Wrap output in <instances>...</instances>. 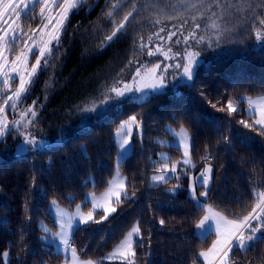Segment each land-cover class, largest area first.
I'll return each instance as SVG.
<instances>
[{"label":"trees","instance_id":"16d2710c","mask_svg":"<svg viewBox=\"0 0 264 264\" xmlns=\"http://www.w3.org/2000/svg\"><path fill=\"white\" fill-rule=\"evenodd\" d=\"M112 2L83 0L79 4L60 37L58 52L54 47L47 57L48 65L27 94L29 106L37 101L36 127L23 124L22 131L37 138H61V143L10 157L22 137L13 130L0 142V264H61L65 260L64 254L42 246L40 222L57 230L49 212L51 200L72 208L82 201L86 191L101 193L107 188L116 169L114 134L119 124L134 114L142 121V136L140 131L133 134L134 148L120 163L119 172L126 179L128 196L132 197L133 192L135 196L120 205L114 203L117 212L107 221L82 225L74 232L75 247L84 250L81 259L120 264L103 258L140 221L143 247L135 248L136 264H193L194 259L203 264L198 254L207 250L214 239L213 234L206 239L195 235L196 224L205 211L193 208L181 180L175 195L169 191L177 183L175 178L167 184L150 186L156 174L154 162L160 161L162 150L169 151L171 162L181 157L180 150L155 141L172 138L166 126L187 129L195 171L207 164L203 159L206 150L211 155L213 173L209 197L203 199L204 209L209 206L228 219L242 217L255 203L253 185H257L256 191L264 190V136L239 123L248 116L256 118L241 98L264 95V47L254 48V26L261 27L257 17L264 15V0H219L224 6L229 2L236 5L228 12L216 7L215 0H204L203 8L200 0H135L138 7L134 18L101 49L102 42L130 10L129 0H125L124 6L109 17ZM249 2L257 5L254 10L248 7ZM29 14L36 15L33 10ZM193 16L202 25L207 19L217 22L219 18L226 25L224 29H232L220 32L224 41H235L228 42L231 56L212 58L207 65H200L195 86H180L179 95L167 91L142 107L125 104L120 114L89 119L87 127L81 125L83 115L93 114L82 113L79 108L98 103L129 60L150 62V66L160 61L162 54L149 57V49L155 52L160 47L166 52L172 48L174 52L175 41L183 36L177 32L169 40L168 32L177 31L173 26L187 21L181 30L187 35L194 26ZM38 24L35 18L29 26ZM161 28L165 31L160 32ZM203 31L204 27L197 30V35ZM142 44L146 45L143 49ZM230 99L239 109L231 117L226 107L218 112L211 106L217 101V107L224 106ZM7 114L11 121L12 110ZM62 130L66 132L63 138ZM224 135L231 143L222 139ZM83 208L88 209L89 204ZM160 219L166 222L163 227ZM5 251L9 253L7 262ZM232 255L235 264H264V241L256 242L246 252L234 249Z\"/></svg>","mask_w":264,"mask_h":264},{"label":"snow or ice","instance_id":"6c2138e0","mask_svg":"<svg viewBox=\"0 0 264 264\" xmlns=\"http://www.w3.org/2000/svg\"><path fill=\"white\" fill-rule=\"evenodd\" d=\"M35 4L41 5V18L42 20H46V23L40 28V32L43 34L45 29H48L51 25V30L47 33L49 39L40 41V44L43 46L37 43L35 29H33V35L29 36L27 33H17L16 27H13L17 20L21 18L27 19L28 11H34V8L30 9L29 6ZM78 6L79 0H63V3H60L59 0H0V24L7 25L6 27L0 28V76H3V99L2 103H0V142H3V138L8 134H12L13 129H15V132L23 137L22 145L17 147V151L19 152H26L29 150L36 151L45 143L42 139L38 140L32 133L21 131L20 128L17 127L24 121H27L25 127L29 125L36 127L37 112L35 108L28 107L24 109L20 107V104L26 99L27 94L31 90L29 85L34 83L39 72L48 65L47 56L53 53V48H50L49 45L55 42V51L58 52L60 37L63 34L69 15L71 11L77 9ZM123 6L121 0H114V2L111 3L113 11H109L108 16H113L114 11ZM127 6L130 10L123 16L124 22H130V18H134V13L137 12L138 7L135 0H129ZM196 6L195 4H191V7ZM200 6L201 8L204 7V0H200ZM215 6L224 8L225 12L236 7V5L230 2L226 6L221 5L219 0H215ZM256 6L257 5L251 2L248 3L250 9L254 10ZM145 7H148V5ZM55 10L59 11L56 16H53L51 13ZM208 10H211V5L208 6ZM237 10L239 11L240 9L237 8ZM46 12L48 15H45ZM215 14L216 13L213 12V15ZM192 19L194 21V26H191L187 35H184L181 31L184 29L187 21L178 27L174 25L173 27H176L177 31H169L167 34L168 39L171 40L173 37L177 36V32L181 33L183 39H177L175 43L177 45L183 44V51L177 50L173 52L172 48H168V50L164 52L160 47H157L155 52L151 49L147 52L149 57L160 53L164 56L165 60H172L174 63L155 62L153 67L148 68L147 64L150 62L129 60L128 65L117 74L119 79H117L111 87L106 89L98 103L94 101L90 107L84 106L78 109L82 113L93 114L92 117L83 115L81 117V125L87 127L89 119H101L114 113L120 114L125 104H135L142 107L146 102H149L151 98L159 95H166L169 86V78H171L172 81L171 90L177 95H179L177 89L180 86L186 85L189 88L194 87L196 69L199 67L197 57L206 50L201 48L200 45L207 43L208 48H219L222 41L220 39L221 33H219V25L215 23L211 26L218 31L215 43L212 42L211 38L206 41L203 35L197 37V30L206 27V25L195 22L197 19L195 16H193ZM257 19L259 20L260 26H264V15L257 17ZM124 22L119 23L118 26L115 27V30L112 31V34L106 37L105 41L101 44V49L113 41L118 33L123 32L126 27ZM231 30L232 29H224V31ZM164 31V28L160 29V32ZM254 32L257 42L261 47H264V31H262L261 27L254 26ZM156 35L159 37V33ZM25 36H27V39H24ZM160 39L164 38L160 37ZM29 41H32V43L29 44ZM228 42L235 43V41L232 40ZM19 43H22L23 47L20 48L17 55L10 57L5 54L6 51H15L16 48L19 47ZM140 47L143 49L146 45L142 44ZM37 48L39 50L38 55L36 54ZM169 53L172 54L169 55ZM30 59H34L35 62L31 63L29 68ZM9 63L11 67H9ZM17 77H19V85L15 86ZM128 77H130V79H128ZM10 83L13 85L12 88H9ZM247 102L249 104L248 111L251 112L254 102L250 97L247 98ZM36 103L37 101H33V105ZM209 103H211V101H209ZM218 103L219 101H217V103H211V106L218 112H223L226 107L230 117L233 113L239 111V109L235 107L236 102L231 99L227 101L226 105L221 107H217ZM256 108L257 111L253 113L256 118L253 119L252 116H248L245 119H241L239 123L243 125L244 128L249 129V131H254L258 135L264 136V97L259 98ZM9 109L12 110L14 115L19 112L20 119L13 118L10 121L7 116ZM249 120H251V123H249ZM141 123L142 121L134 114L129 116L127 120L122 121L117 128L115 133L118 146L117 171L114 178L108 182V191H106L100 200H97L94 195L86 196L84 201L76 206L77 212L75 214H69L60 210L56 200L54 199L52 201L50 207H55L57 209L54 223L59 227L57 231L53 232L51 228L42 221L39 225L43 232L40 239L44 242L42 246L50 248L53 253L61 251L64 253L65 260L63 264H100L99 261L93 259L82 260L80 255L84 250H77L72 236L76 230H79L81 225H88L90 223L99 225L107 221L113 213H116L117 208L112 206L113 196L115 197L114 203L116 205H120L135 196V192L132 193V197L128 196L125 181L120 176L119 167L120 162L127 158L134 148V145L131 143L133 126L140 131L142 136ZM167 131L170 135L178 137V140H174L169 146L174 147L176 150L183 149V159L172 163L170 157L162 155L160 161L154 162L153 171L156 174L152 175L150 186L167 184L170 180L175 178L177 181L176 185H174L172 189H169V191L175 195L176 190L181 187L179 183L180 172H178L177 169L182 165L183 167H180V171L183 172L184 175L189 176L190 179L189 190L191 200L193 201V208L197 211L204 210L207 213L196 224L198 235L206 239L207 236L212 233L214 225L217 236L212 247L207 251L199 252L198 256L203 258L204 264H235L232 255L234 249L238 248L241 252H246L249 248L254 246L256 242L264 241V190L256 191L257 185H253L255 203L251 211L242 217L228 219L219 213L213 212L211 208L204 209V204L200 197H209L213 170L211 167L206 166L199 175L192 176L187 168L189 165L193 168L195 167V164L191 162L193 144L190 141L187 129L182 126L180 131L176 133L169 127ZM64 135H66V132L62 130L61 137L63 138ZM222 139L227 143H231L228 135H224ZM28 146H31V149H29ZM203 159L207 164H211V155L207 150ZM169 173H171V175H169ZM114 187L118 188V190L114 191ZM200 188L203 190L199 191ZM69 199L71 200L72 198L70 197ZM90 200L92 202L91 210L86 214L82 213L80 209L87 206ZM98 209L103 210V215H99ZM97 216L99 218H97ZM159 223L163 227L166 222L160 219ZM136 247H143V234L140 221H137V223L131 227V230L124 235L123 239L116 245L113 251L103 259H120V264H136ZM210 254H214L212 260L209 259ZM8 255L9 253L7 251L3 252L5 258H7ZM193 264H197V260L194 259Z\"/></svg>","mask_w":264,"mask_h":264},{"label":"rangeland","instance_id":"374dc122","mask_svg":"<svg viewBox=\"0 0 264 264\" xmlns=\"http://www.w3.org/2000/svg\"><path fill=\"white\" fill-rule=\"evenodd\" d=\"M82 1H83V0H79V4H80ZM59 2H60V3H63V0H59ZM40 7H41L40 4L30 5L29 8H30V9L34 8V11H33V12L36 14V15H35L36 17L33 16V14L30 15L29 13H30L32 10H29V11H28L27 19H23V18H21L20 20H17V21H16V24H15V25H13V27H16V32H17V33H20V34L27 33L29 36H30V35H33V29H35V30H36V31H35V38H36L38 44H40V41H41V40H48V39H49V36L47 35V33H48V31L51 30V25H50L48 29H45V31H44L43 34L40 32V28L43 26L44 23H46V20H42V18H41ZM53 7H54V6H53ZM74 10H76V9H74ZM74 10L71 11L70 15L73 13ZM58 11H59V10H55V11H53L51 14H52L53 16H56V15L58 14ZM45 15H48V13L46 12ZM70 15H69V17H70ZM35 18H38V19H39V24L30 27L29 24H32L33 21L35 20ZM68 20H69V18H68ZM10 23H11V21H10ZM67 23H68V21H67ZM67 23H66V25H67ZM213 23H215L216 25H219V33L222 32V30L226 27V25H224L221 21H219V18H218L217 22L214 21V20H213V21H210L209 19H207V20L205 21V23H204V25H206V27H204V30H205V31L200 32V33L197 35V37L203 35V36H205V40H206V41H207L209 38H211V39H212V42L215 43V41H216V37H217V35H218V31H217V29H214L213 27H211V26L213 25ZM17 25H18V27H17ZM66 25H65V27H66ZM6 26H7V25H2V24H0V28H2V27H6ZM261 29H262V31H264V26H261ZM24 39H27V36H25ZM220 39H221L222 42H221V45H220L219 48H208V47H207V43L200 45L201 48H204V49H206V50L203 51L199 57H197V60L199 61V66H200V65H204V66L207 65V64L209 63V61H210L212 58H221V57H227V56H231V55H232L231 51L229 50L230 45L228 44V41H227V40L224 41V39H223V37H222L221 34H220ZM226 41H227V42H226ZM31 43H32V41H29V44H31ZM40 46H43V45L40 44ZM22 47H23V44H22V43H19V47H17L15 51H13V52H7V51H6L5 54H6V55H9L10 57L15 56V55H17V54L19 53L20 48H22ZM49 47H50V48H54V47H55V42H53L52 45H49ZM173 47H174V52L177 51V50L183 51L184 45H183V44H180V45L175 44V46L173 45ZM254 48H256V49H257V48H261L260 44H259V43L257 42V40H256V36H255V44H254ZM36 54H37V55L39 54V50H38V48L36 49ZM171 54H172V53H169V55H171ZM47 57H48V56H47ZM160 59H161V60L158 61V62H163V63H174V61H172V60H165L163 55H161V58H160ZM34 62H35L34 59H30V61H29V68H30V64H31V63H34ZM153 64H154V63H153ZM153 64L150 65V66H147V67H148V68H151V67H153ZM9 67H11V64H10V63H9ZM133 71H134V69H133ZM39 73H40V72H39ZM38 75H39V74H38ZM37 77H38V76H37ZM37 77L35 78V81H36ZM128 79H130V77H128ZM2 80H3V76H0V103H2L1 100L3 99V95H2V94H3ZM35 81H34L33 84L29 85V87H30L31 90L33 89V86H34V84H35ZM18 85H19V77L16 78V82H15V86H18ZM171 85H172V81H171V78H169V86H168V90H167V91H169V92H171V93H173V94H176V93H174V92L171 90ZM12 87H13V85L10 83V84H9V88H12ZM31 90H30V92H31ZM177 91H178V89H177ZM30 92H29V93H30ZM9 94H10V93H9ZM261 97H264V95H262ZM29 98H30V96L27 95V96H26V99H24V100L21 102V104H20V107H21V108L27 109L28 107H34V105H33V106H29V105H28V103H27V99H29ZM242 98H244V100L247 102V98H249V97H247V96H243ZM259 98H260V97H255V98H251V99H254L256 102H259ZM256 104H257V103H256ZM235 107H236V106H235ZM248 109H249V104H248ZM256 111H257V108H256V106L253 104V105H252V112L255 113ZM7 116H8V114H7ZM12 116H13L15 119H20V114H19V112L15 113V115H14L13 112H12ZM109 116H110V115H109ZM109 116H105V117H109ZM105 117H103V118H105ZM8 119H9V117H8ZM127 119H128V118H127ZM127 119H126V120H127ZM123 121H124V120H123ZM23 124H27V121H24V122H22L21 125H18V126H17V127L20 128L21 131H22V128H23ZM119 125H120V124H119ZM118 127H119V126H118ZM169 127H170V126H166V130H167ZM171 128H172V127H171ZM172 129L174 130V132L178 133V132L180 131L181 128H176V129H175V128H172ZM13 130L15 131V129H13ZM137 132H139V130H137V129L133 126V133H132V136H133L134 133H137ZM115 133H116V132H115ZM15 134L19 135L17 132H16ZM188 135H189V134H188ZM19 136H20V135H19ZM170 136L172 137L171 139H168V138H156L155 141H156L157 143H159V144L169 146V145H171V144L173 143L174 140H178V137H176V136H174V135H170ZM21 137H22V136H21ZM36 138H37V137H36ZM189 138H190V136H189ZM37 139H38V140L42 139V140L45 141V143H44L40 148H38L37 150H41V149L47 148V147H49V146H51V145L59 144V143H61V141H62L61 138H57V139L37 138ZM114 141H115V143H116V145H117V142H116V135H115V134H114ZM190 141H191V140H190ZM22 143H23V137H22L21 141H19V142L16 144V146H15V148H14V151H13V154H10V157H20V156H23V155H26V154H30V153L35 152V151H31V150L26 151V152H19V151H17V147H18L19 145H22ZM131 143H132V140H131ZM28 148L31 149V146H28ZM37 150H36V151H37ZM180 151H181V157H180L179 160H182V159H183V149H180ZM117 154H118V146H117ZM162 155H166V156L170 157V153H169V151H167V150H162V151L158 154V160H161V156H162ZM170 159H171V158H170ZM179 160H178V161H179ZM115 162H116V169H115L114 174L112 175V177H111L110 180H112V179L114 178V176H115V174H116V171H117V155H116ZM121 162H122V161H121ZM121 162H120V163H121ZM175 162H177V161H173L172 163H175ZM191 162H192V159H191ZM192 164H193V162H192ZM206 166L211 167V165H209V164H205L204 167H203L200 171H195V170L193 169V167H191V165H189L188 168H187V170L190 172V174H191L192 176H197V175H199V173H200V172H201ZM180 167H183V166L181 165V166H179L178 169H177L178 172H180V180L183 181V183H184L183 185H184L185 188L187 189V194H188V196L190 197V190H189L190 179H189V176L184 175V173L180 171ZM211 168H212V167H211ZM169 175H171V173H169ZM120 176H121V178L125 181V186H126V179H125V177H124L121 173H120ZM110 180H109V181H110ZM108 189H109V184H108L107 188H106L103 192H101V193H94V192L86 191V193H85V195H84L82 201H84V199H85L86 196H91V195H94V196L97 198V200H100V198H101L102 196H104V194L106 193V191H108ZM113 190L116 191V190H118V188H115V187H114ZM200 199L203 201L204 197H200ZM112 200H113L112 206L115 207V205H114L115 197H114V196L112 197ZM52 201H53V200H51L50 203H49V212H50L51 216H52L53 219H54V217L56 216V210H57V209H56L55 207H50V206L52 205ZM82 201L79 202L78 204H81ZM56 202H57V201H56ZM101 202H102V201H101ZM78 204H76V205L73 206L72 208H66V207L60 205V204L57 202V206H58V208H59L60 210H63V211H65V212L69 213V214H75V213L77 212V207H76V206H77ZM88 204H89V208H88V209H84L83 207L80 209V211H81L82 213L86 214L88 211L91 210V207H92V202H91V200L88 202ZM208 208H211V207H209V206L206 207V209H208ZM211 209H212L213 212L219 213L218 211L214 210L213 208H211ZM98 212L103 214V210H102V209H98ZM205 214H207L206 211H205L204 215H205ZM219 214L222 215L221 213H219ZM204 215H203V216H204ZM222 216H223V215H222ZM202 218H203V217H202ZM40 223H41V222H40ZM43 223H44V222H43ZM44 224H45V223H44ZM135 224H136V223H135ZM45 225H46V224H45ZM55 225H56V224H55ZM81 226H82V225H81ZM56 227H57V230H58V227H59V226L56 225ZM57 230H55V231H57ZM130 230H131V229H130ZM52 231L55 232L54 230H52ZM211 234L214 235V239H213V242H212V244H211V246H210L209 248L212 247L213 243H214V242L216 241V239H217L216 232H215V226H214V225H213V231H212ZM195 235H196L197 237L201 238V237L198 235V230H197V228H196V230H195ZM115 247H116V246H115ZM115 247H114V248H115ZM114 248H113V249H114ZM209 248H208V249H209ZM113 249H112L110 252H108L104 257H106L109 253H111V252L113 251ZM208 249H207V250H208ZM207 250H205V251H207ZM61 252H62V251H61ZM61 252H59V253H61ZM213 257H214V254H210L209 259L212 260ZM4 259H5V261L7 262L8 259H9V257H7V258L4 257ZM200 259L202 260V262H203V264H204V260H203V258H200ZM82 260H84V259H82ZM104 260H106V261H120V259H115V260H107V259H104ZM63 262H64V261H63ZM63 262H62L61 264H63Z\"/></svg>","mask_w":264,"mask_h":264},{"label":"water","instance_id":"95a60500","mask_svg":"<svg viewBox=\"0 0 264 264\" xmlns=\"http://www.w3.org/2000/svg\"><path fill=\"white\" fill-rule=\"evenodd\" d=\"M124 1H125V0H121V3L123 4ZM122 22H124V21H122ZM124 23L126 24L127 22H124ZM118 34H119V33H118ZM118 34H117V35H118ZM114 39H115V38H114ZM114 39H113V40H114ZM111 42H112V41H111ZM111 42H110V43H111ZM108 44H109V43H108Z\"/></svg>","mask_w":264,"mask_h":264},{"label":"crops","instance_id":"0c3cea01","mask_svg":"<svg viewBox=\"0 0 264 264\" xmlns=\"http://www.w3.org/2000/svg\"><path fill=\"white\" fill-rule=\"evenodd\" d=\"M253 100V104L256 106V103H258V102H256L254 99H252ZM62 254H64L63 252H61Z\"/></svg>","mask_w":264,"mask_h":264}]
</instances>
